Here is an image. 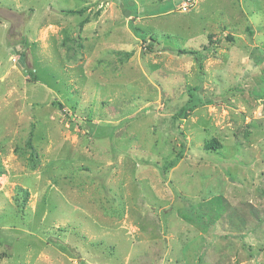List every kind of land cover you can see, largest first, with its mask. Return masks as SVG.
Here are the masks:
<instances>
[{
	"label": "rangeland",
	"instance_id": "1",
	"mask_svg": "<svg viewBox=\"0 0 264 264\" xmlns=\"http://www.w3.org/2000/svg\"><path fill=\"white\" fill-rule=\"evenodd\" d=\"M177 5L0 0V264H264V0Z\"/></svg>",
	"mask_w": 264,
	"mask_h": 264
},
{
	"label": "trees",
	"instance_id": "2",
	"mask_svg": "<svg viewBox=\"0 0 264 264\" xmlns=\"http://www.w3.org/2000/svg\"><path fill=\"white\" fill-rule=\"evenodd\" d=\"M82 11H83V10H73V9H72V10H67L66 12H67V13H70V14H75V13L80 14V13H82ZM149 38H150V42L147 44V47H148V49L153 50V49H155V48H154V46H155V39H154L153 36H150ZM176 52H177L178 54H190V55H193L194 57H198V54H199V52H198L197 50H193V49H178V50H176ZM127 55L129 56L130 53H127ZM28 72H29V74L32 75V77L34 76V74L32 73L31 70L28 71ZM59 105H60V104H59ZM28 145L31 146L30 143H28Z\"/></svg>",
	"mask_w": 264,
	"mask_h": 264
},
{
	"label": "built area",
	"instance_id": "3",
	"mask_svg": "<svg viewBox=\"0 0 264 264\" xmlns=\"http://www.w3.org/2000/svg\"><path fill=\"white\" fill-rule=\"evenodd\" d=\"M195 3V0H178V8L179 9H188Z\"/></svg>",
	"mask_w": 264,
	"mask_h": 264
}]
</instances>
